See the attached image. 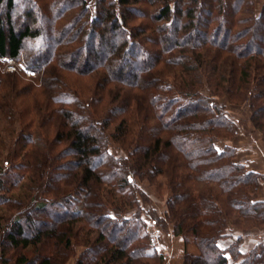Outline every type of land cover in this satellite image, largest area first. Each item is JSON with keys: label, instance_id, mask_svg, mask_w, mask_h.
I'll return each mask as SVG.
<instances>
[{"label": "trees", "instance_id": "trees-1", "mask_svg": "<svg viewBox=\"0 0 264 264\" xmlns=\"http://www.w3.org/2000/svg\"><path fill=\"white\" fill-rule=\"evenodd\" d=\"M96 1L97 16L93 17L86 0H24L23 24L18 17L21 26L17 29L16 0H0V8L6 10L0 13L2 74H23L3 70L4 58L25 63L36 77L49 64L55 65V78V69L80 77L97 73L96 87L89 91L87 102L86 93L74 89L81 97L73 102L77 111L50 110L46 114L49 119H59L52 144L40 147L41 152L26 166L15 162L14 169L24 174L14 175L12 187L26 179V173L31 174L30 179L41 174L38 183L43 184L47 176L45 191L63 201L35 203L36 216L53 217L51 225H38L31 218L22 224L16 218L2 239L6 252L1 251V263L9 264L7 248H11L14 264H66L76 241L85 252L75 264H164L148 232L150 221L165 233L172 225L173 235L183 238V264H232L231 258L233 264H264L262 244L247 253L241 252L240 239L226 248L220 244L230 226L242 232L264 228V201L258 193L264 176L236 162L234 148H217L219 140L234 137L236 126L224 108L201 92L206 84L212 97L248 104L251 122L264 140V6L256 16L257 0ZM58 5L67 7L62 15L56 12ZM69 6L80 11L68 23L70 29L63 31L59 27ZM139 10L153 13L139 16ZM37 16H47V22L40 23ZM137 16L143 22H137ZM72 27L76 32L67 36ZM28 41H37L39 48L26 47ZM142 53L155 56L154 60L139 58ZM136 61L141 67L133 71ZM163 64L175 69H159ZM149 67L161 72L157 85L142 100L136 99L133 89L145 86L148 80L141 74ZM112 84L126 87L114 93L116 103L123 107H116L121 112L111 135L126 151L125 160L108 153L104 132L93 122L98 109L108 111L105 96ZM133 101L144 106L143 115L131 110ZM83 114L87 115L84 121ZM167 114L171 117L166 118ZM106 122L105 128L113 123ZM63 142L68 145L64 151L56 157L50 155L53 143L59 146ZM65 153L72 160L64 166L59 159ZM40 154L52 163L45 166V173L39 166L44 161L37 159ZM106 156L114 166L104 175L100 168ZM6 164L11 163L7 160ZM67 165L70 169L65 174L57 172ZM5 171L0 170V193L11 184ZM137 178L147 180L159 195L168 193L162 217L150 212L146 219L139 213L125 216L138 204L132 190ZM60 181L66 185L60 186ZM113 181L117 182L112 185ZM69 205L74 208L65 216L58 214ZM49 206L56 208L50 211ZM83 224L88 227L85 235ZM190 242L197 253L188 251ZM50 247L53 253L44 251Z\"/></svg>", "mask_w": 264, "mask_h": 264}, {"label": "rangeland", "instance_id": "rangeland-1", "mask_svg": "<svg viewBox=\"0 0 264 264\" xmlns=\"http://www.w3.org/2000/svg\"><path fill=\"white\" fill-rule=\"evenodd\" d=\"M87 7L89 9L90 15L92 14L93 17L97 16L96 8H97V1L96 0H86ZM26 6V3L24 0H16V5L14 7V20L16 22L17 29L20 28L22 23V18L20 14L22 13V9ZM264 6V0H257L255 4V14L256 16H259L262 13V9ZM143 7V6H142ZM67 7L57 6L56 12H59V14L62 15V12L66 10ZM69 10L66 11L65 15L63 16L66 19H63L60 24H62L61 27H63V31H68L69 25L68 23L71 22L74 17L79 15V9L73 8L69 6ZM58 9V10H57ZM60 9V11H59ZM79 10V11H78ZM6 10L5 8H0V13H4ZM54 12V13H56ZM148 13H153V10L147 11ZM147 12L144 10H139V16H146ZM50 15L49 20H51L52 16ZM136 16V15H135ZM21 21V24L19 26V18ZM47 16L40 17L37 16L38 21L42 24L47 22ZM143 18L136 17L137 22H141ZM143 22V20H142ZM67 24L69 26H67ZM45 25L48 26L46 23ZM67 26V27H66ZM72 30L68 32L67 36H69L72 32H76V28L72 27ZM87 30L90 31V27H87ZM200 32H205V29H200ZM87 31V32H88ZM41 46H44L43 42L40 44ZM26 47L30 48L31 46H35L36 48H39V44L37 41H28L26 42ZM72 48V47H71ZM138 54V52H137ZM147 58L148 60H152L155 56L147 57L142 53V56L139 55V58ZM168 58V57H166ZM140 59V60H141ZM139 60V59H138ZM154 60V59H153ZM134 61V60H133ZM138 62L136 61V66H134L133 71L136 69L139 70L140 67ZM92 66L93 63H91ZM98 65V64H97ZM135 65V64H134ZM55 65L49 64L47 67H45V70H43V73H40L38 77H28L26 74L24 76L23 74H16V75H7L2 74L0 72V170L5 169V174L7 173L8 176H11V184H6V190L4 192L0 193V264L2 261V252H6V250H3L2 243L4 242L2 239L5 237V234L10 232V229L12 228L14 224V220L16 218H19L22 222V224L26 223L28 218H31L32 220H36L35 222L38 223V225H43L45 223H48L51 225L54 222V218L47 216L46 214L40 216H36L34 211L35 203H49L53 200L59 201V204L63 201L61 197L54 198L51 196V194L47 193L45 191V185L47 184L46 181L49 180V178L46 176L43 178L44 183L40 184L39 182V176L35 175L33 179H30V175L26 173V179L23 181H20L18 183V186L14 185L15 187H12V182L14 175L21 174L23 175V170H17L14 169L15 162H18L24 166L28 162H33L35 158V154L37 152H41L42 146H46V143L53 142L54 135L56 134V131L58 130V124L59 119L58 117H55L53 119H49L48 112L50 110H70L72 112H75L78 110L77 104L73 103L76 98H81L80 95L74 90H78L79 92L86 93V99L85 102L88 101V93L89 91L94 87H96L95 84V78L97 73H92L88 76H78L75 72H64L59 69H55L57 78L54 77V69L52 68ZM3 70H5L7 73H10L7 71L6 67L2 63ZM143 67V66H142ZM52 68V69H51ZM154 68V69H153ZM147 68L144 71V73L141 74V78L148 80L143 88H137L133 89L135 91V98L143 99L142 96L144 93H151L155 86L157 85V76L161 74L159 73V69L164 68L165 71H170L172 69H175L173 66H170L167 68L164 64L160 65L158 68L153 67ZM167 68V69H166ZM142 70V69H141ZM127 71H130V68H127ZM51 72V73H50ZM132 72V71H130ZM17 73V72H13ZM99 73V72H98ZM154 76H153V74ZM173 73L172 71L170 74ZM35 78V79H34ZM42 80V81H41ZM167 81H173V78L170 80H165L162 84H165ZM152 82V83H151ZM34 85V86H32ZM124 86H121L120 84H112L108 87L107 95L105 96L106 101L109 103V109L108 111H102V107L99 110L98 116L95 117V120L93 122L95 125L100 128L101 131L104 132L105 138H106V144L108 145V153L113 155L116 158L120 159H126L127 153L126 151L121 147V145L114 141L113 137L111 135L113 134L117 123V120L119 119V112L116 107L120 106L123 107L119 101L118 104L117 96L114 95V93L117 90H121ZM126 88V87H124ZM110 91V94L108 93ZM202 94L204 96H208L211 99L215 101L219 106L224 108L225 112L227 113V116L234 122L236 129H235V135L232 139H221L216 143V146L219 150H222L226 146H230L235 149L236 152V161L241 162H252L254 166L262 169V173H264V140H263V134L257 130L252 122H251V115L252 110L248 104H234L231 103L226 97H212L210 90L208 86L205 84L201 90ZM109 94V95H108ZM81 100V99H80ZM141 104V103H140ZM131 110H135L138 112L139 116L143 115L145 112L144 106L137 105L135 101L131 103ZM131 111V112H132ZM85 117H83V121L86 120L87 115L83 114ZM171 114H167L166 118H170ZM32 120V125H29V122ZM106 121L113 122L109 127L105 128ZM42 130V131H41ZM32 134V135H31ZM45 137H44V135ZM42 135V136H41ZM66 142L61 143V145L58 146V144L53 143L51 146V151L49 152L50 155L57 156L61 151H64V149L68 146L66 145ZM49 145V143L47 144ZM24 146V147H23ZM41 147V148H40ZM25 148V149H24ZM35 149V150H33ZM67 153V152H66ZM66 153L63 155L62 158L59 159L60 164H64V166L72 160L71 156L66 155ZM107 153V154H108ZM9 154V159H8ZM20 155V156H18ZM2 159L5 161L2 162ZM38 161L42 160L44 161V164H40L39 166L44 170V173L48 170L45 169L47 165H51L50 159L48 156H44L43 154H40V157L37 158ZM252 159V160H251ZM9 161L11 164L7 166L6 161ZM5 163V164H4ZM252 164V165H253ZM114 165L111 163L110 157H105L104 164L100 168L101 172L104 175H107ZM62 170H59L57 172L61 174H65L67 171H69L70 166L68 165ZM68 169V170H67ZM42 179V177H41ZM117 181H113L112 185L115 184ZM262 182V181H261ZM61 185L64 186L66 183L64 181L59 182ZM136 183V189H132L134 195H136V198L138 200V204L135 208L128 210L125 214L126 217H135L137 213L144 219H146V214L148 212L155 213L157 216L162 217L166 210H167V199H168V193H163L159 195L155 189L147 180H140L135 179ZM261 184V183H260ZM105 186V185H104ZM36 188V191L31 193V191ZM260 188V187H259ZM106 189V188H105ZM117 191V190H116ZM138 191V193H137ZM69 192V191H68ZM103 194L105 192H102ZM128 193V192H127ZM71 194L74 196H78L79 194L76 191H71ZM78 194V195H76ZM264 195V187L261 186L260 191V197L263 198ZM9 199L11 200L10 203L5 202L3 199ZM79 198V196H78ZM5 202V205L3 204ZM2 203V204H1ZM71 205V204H70ZM67 206V208L64 209V211L59 210V215L65 216L66 211L69 209V211L72 210V206ZM51 211L54 210V206L48 207ZM48 209V210H49ZM76 209V207H75ZM148 226V232L151 235V238L154 242L155 247L157 248L158 252L163 255L164 257V264H183L184 262V254H185V242L183 238L176 237L173 235V226L170 225L168 227L169 233L161 232L152 222L147 221ZM233 226H230V228ZM86 228H88L86 225H82L81 232L83 235H85ZM248 234L252 233H259L258 229H254L251 231H248ZM175 237V238H174ZM177 238H181V240H178ZM232 238L231 235H228L224 240H222L221 244H231V241L229 240ZM3 241V242H2ZM183 242V243H182ZM74 247L71 251V257L69 261L66 264H75L76 260L79 256H81L85 252L84 246H78L76 241H73ZM182 244H184V248L182 247ZM230 246V245H229ZM52 247V246H51ZM44 250L48 253H53V250L51 249ZM188 251L190 253H197V249L195 245L190 242L189 246L187 247ZM8 249V257L9 258V264H14V261H11V255L15 253L11 248ZM184 249V252H183ZM2 251V252H1ZM30 251V252H29ZM28 251V254L31 253V250ZM51 251V252H50ZM45 252V253H47ZM14 255V254H13ZM32 257H35L33 255ZM230 262L233 264L232 258L230 259Z\"/></svg>", "mask_w": 264, "mask_h": 264}, {"label": "crops", "instance_id": "crops-1", "mask_svg": "<svg viewBox=\"0 0 264 264\" xmlns=\"http://www.w3.org/2000/svg\"><path fill=\"white\" fill-rule=\"evenodd\" d=\"M235 161H236V159H235ZM241 164H243L248 171H252V172H255V173H258V174H261L264 176V173H262L263 170L254 166V164L251 161L250 162H241ZM262 185L264 187V180L261 182L259 192H258L260 200L264 201V195H263V198L260 197V191H261ZM248 233L249 232L239 231L234 227L229 228V231H228V235L232 236V238L229 239L231 241L230 243L233 244L237 239H240V250L243 253L250 252L261 244L264 245V228L259 230V233H252V234H248ZM177 239L181 240V238H177ZM229 245H231V244H226V245L221 244V246L223 248L229 247ZM182 247L184 248V244H182ZM183 252H184V249H183Z\"/></svg>", "mask_w": 264, "mask_h": 264}, {"label": "built area", "instance_id": "built-area-1", "mask_svg": "<svg viewBox=\"0 0 264 264\" xmlns=\"http://www.w3.org/2000/svg\"><path fill=\"white\" fill-rule=\"evenodd\" d=\"M2 63L10 73L21 71L28 77L35 76V71L29 68L25 63L16 61L13 58H4Z\"/></svg>", "mask_w": 264, "mask_h": 264}]
</instances>
